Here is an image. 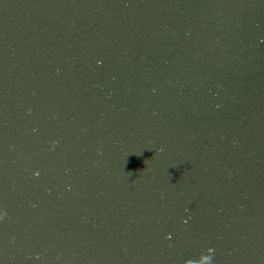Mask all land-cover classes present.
Returning <instances> with one entry per match:
<instances>
[{"label":"water","instance_id":"95a60500","mask_svg":"<svg viewBox=\"0 0 264 264\" xmlns=\"http://www.w3.org/2000/svg\"><path fill=\"white\" fill-rule=\"evenodd\" d=\"M0 215V264H264V0H0Z\"/></svg>","mask_w":264,"mask_h":264},{"label":"clouds","instance_id":"9594fccd","mask_svg":"<svg viewBox=\"0 0 264 264\" xmlns=\"http://www.w3.org/2000/svg\"><path fill=\"white\" fill-rule=\"evenodd\" d=\"M0 218H2V215H0ZM212 252L213 250L209 249L207 255H201L199 258L195 259L196 264H213Z\"/></svg>","mask_w":264,"mask_h":264}]
</instances>
